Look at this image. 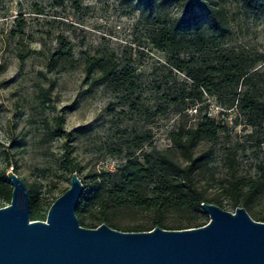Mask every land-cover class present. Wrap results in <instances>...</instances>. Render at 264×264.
I'll use <instances>...</instances> for the list:
<instances>
[{"label": "rangeland", "instance_id": "1", "mask_svg": "<svg viewBox=\"0 0 264 264\" xmlns=\"http://www.w3.org/2000/svg\"><path fill=\"white\" fill-rule=\"evenodd\" d=\"M213 2L227 22L223 36L208 45L187 37L182 46L161 49L155 38L183 13L172 0H156L151 8L145 0H0V176L14 171L29 196L34 190V205L46 216L69 186L71 173L61 166L67 134L75 171L86 185L90 173L120 163L126 148L135 155L153 147L170 149L181 160L172 147L173 132L207 114L218 133L196 147L206 165L195 182L234 212L220 196L223 188L230 180L255 178L264 165V120L243 114L237 105L246 90L264 102V14L248 12L239 0ZM61 40L69 50L52 62ZM97 59L126 72L132 84L111 85L91 63ZM220 61L237 64L249 78H241L236 88L224 86L219 96L208 90L199 94L188 72ZM134 138L143 140L139 149ZM4 184L11 190L8 180ZM7 204L0 198V207ZM252 210L264 215V195ZM188 216L166 218L177 223ZM149 219L135 212L118 220L132 225ZM208 220L204 212L202 225Z\"/></svg>", "mask_w": 264, "mask_h": 264}, {"label": "trees", "instance_id": "2", "mask_svg": "<svg viewBox=\"0 0 264 264\" xmlns=\"http://www.w3.org/2000/svg\"><path fill=\"white\" fill-rule=\"evenodd\" d=\"M146 8L156 4V0H145ZM178 2L183 13L175 19L168 30L163 31L155 38V43L164 47H178L190 37V42L208 45L215 43L216 37L227 32V22L222 9L213 0H172ZM242 7L254 15L264 14V0H239ZM198 11V13H195ZM212 27L213 32L208 33L205 26ZM69 48L63 40L60 46L52 53L51 61L56 62L67 54ZM103 71V77L114 86L132 84L129 75L121 70L109 67L102 60L91 62ZM179 70H183L178 66ZM188 75L197 83L199 94L208 90L211 94L219 96L221 89L237 87L239 80L246 82V72L226 61H220L216 67L197 66ZM199 87V88H198ZM211 90V91H210ZM234 95L236 91H234ZM238 110L248 116L264 120V102L257 101L255 91L246 90L239 95ZM218 127L214 120L204 114L194 126L179 128L171 136L172 147L181 157H174L170 149L160 150L153 147L149 151L135 155L130 148L120 150L119 156L124 159L113 169H98L90 173L88 183L80 197L75 213L81 226L95 228L106 223L114 229L121 231H147L155 226L164 229H184L201 226V216L204 211L200 204L208 202L223 207L219 196H208L197 186L195 176L206 165L204 153H196V147L201 140H213L217 137ZM72 137L67 134L62 146L61 166L72 173L77 169V163L71 156ZM133 147L142 146L141 138H134ZM124 153V154H123ZM14 172V171H13ZM7 179L4 174L0 176V198L10 201L11 190L4 183ZM264 195V165L260 166L255 178L248 180H230L223 188L220 196L227 197L225 205L232 210L242 206L249 215L258 221H264V215L255 214L253 206ZM34 190L30 191V218L44 220L34 205ZM135 212L147 213L150 216L148 223L121 224L119 216ZM189 214L186 220L170 223L167 214Z\"/></svg>", "mask_w": 264, "mask_h": 264}, {"label": "water", "instance_id": "3", "mask_svg": "<svg viewBox=\"0 0 264 264\" xmlns=\"http://www.w3.org/2000/svg\"><path fill=\"white\" fill-rule=\"evenodd\" d=\"M6 179L11 193L0 207V264H264V221L242 206L231 212L202 202L208 222L184 229L86 228L75 213L84 191L76 171L44 220L30 218L24 181L11 170Z\"/></svg>", "mask_w": 264, "mask_h": 264}]
</instances>
